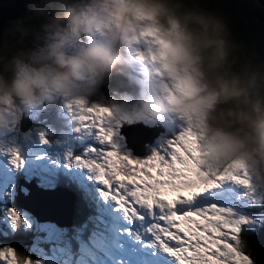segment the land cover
Here are the masks:
<instances>
[{"label":"clouds","instance_id":"obj_1","mask_svg":"<svg viewBox=\"0 0 264 264\" xmlns=\"http://www.w3.org/2000/svg\"><path fill=\"white\" fill-rule=\"evenodd\" d=\"M34 23L0 38V131L56 99L90 100L113 75L135 95L121 122L190 118L205 160L245 161L264 187V59L246 55L207 0H38ZM19 33V35H17Z\"/></svg>","mask_w":264,"mask_h":264},{"label":"snow or ice","instance_id":"obj_2","mask_svg":"<svg viewBox=\"0 0 264 264\" xmlns=\"http://www.w3.org/2000/svg\"><path fill=\"white\" fill-rule=\"evenodd\" d=\"M62 107L72 134L55 141L60 146L56 154L36 157L41 161L36 168L45 187L61 184L73 192L78 219L70 227H61L30 221L14 208L5 209L13 228H34L32 252L37 258L20 256L11 246H3L0 261L251 264L238 250L236 236L246 221L234 218L232 208L223 202L231 196L230 185L243 187L248 199H254L262 187L252 182L245 161L209 165L190 118L171 121V136L162 138L151 155L133 157L117 135L121 121L114 118L112 105L74 99ZM18 122L11 121L0 131L12 142L11 147L0 148V155H7L14 169L24 166L15 143L23 138ZM37 135L42 145L51 144L46 131L38 130ZM3 196L10 199V190Z\"/></svg>","mask_w":264,"mask_h":264},{"label":"trees","instance_id":"obj_3","mask_svg":"<svg viewBox=\"0 0 264 264\" xmlns=\"http://www.w3.org/2000/svg\"><path fill=\"white\" fill-rule=\"evenodd\" d=\"M209 7L218 9L221 11L229 20V27L231 33L236 40L237 44L240 46L241 50L248 56L254 57L255 59H264V10L255 0H207ZM15 7L22 8L27 11H34L36 9H29L25 4L24 0H0V38L9 37L10 30L17 28L18 26H26L30 23H34L32 19L31 22L28 20L32 17V13L28 12L27 16L20 15L17 16L13 10ZM252 9V12L258 14L260 20L258 22L251 23L248 20H244L241 16L242 10ZM19 35V33H17ZM127 81V85L122 91L114 92L113 89L118 90L120 88H109L105 90L103 84L100 85L98 93L96 96L90 98V102H97L102 100L104 102L109 101L120 94L128 93L135 95L137 89L135 85L131 82V79L124 77ZM130 88V90H129ZM48 103L47 105H52ZM41 114L40 116H42ZM125 136V135H124ZM136 148L140 150L139 142H135ZM129 148L134 152L132 145H128ZM32 184V183H31ZM58 187L63 188L65 192L70 195L68 197L72 199L71 210H70V220L67 225L61 227H70L78 219V206L75 195L72 191L68 190L65 186L58 184ZM32 192V191H31ZM34 196L38 199L46 208H58L61 207L59 204V199H55L52 203L47 201L44 197L35 192ZM43 200V201H42ZM46 200V201H45ZM12 208L16 211L14 200L11 203ZM23 205V204H21ZM24 208V207H23ZM21 209L30 221L35 220L39 222V219L29 212L28 208ZM20 209V208H19ZM248 210H251V216L249 223H242L239 226V232L237 233L239 238V250L247 252L248 257L253 262H258V264H264V254L259 253V250L264 246V200H258L249 203L247 206ZM39 223H52L48 220ZM55 223V222H53ZM56 224V223H55ZM57 225V224H56ZM59 226V225H58ZM3 230V231H2ZM1 235L4 240H0V243L6 244L16 249L20 256L31 255L33 259L37 258V254L32 252V247L35 239V231H30L26 233L21 225L15 228L0 227ZM26 243V244H25Z\"/></svg>","mask_w":264,"mask_h":264},{"label":"rangeland","instance_id":"obj_4","mask_svg":"<svg viewBox=\"0 0 264 264\" xmlns=\"http://www.w3.org/2000/svg\"><path fill=\"white\" fill-rule=\"evenodd\" d=\"M24 2L29 9L34 10L38 6L37 4L38 0H24ZM13 10L15 11L17 16H20V15L27 16L28 12L30 13L34 12L32 10L27 11V9L24 10L19 7H15ZM241 13H242L241 16L243 17V19L246 21L248 20L251 23L258 22L260 20L259 15L253 13L252 9L242 10ZM32 19L33 18L31 17L28 20H30L31 22ZM129 78L131 79V77ZM110 81H114L118 88H123V86L117 83L116 79L112 76L109 80L103 83V88L105 90H108L109 88H111V86L108 85ZM113 90L114 92H119V91H122L123 89H118V90L113 89ZM95 103L107 104L108 101L104 102L102 100H99ZM62 105H63V101L61 99L54 100L51 107H52V110L55 116L44 111V114L42 115V117L44 118L43 119L44 123H41L40 120H38V118L40 117L39 114H41L42 112L41 108L32 110L31 112L25 115L31 119L32 124L30 128L26 131V133H21L19 131L23 138H17L15 142L16 145L20 149L21 156L24 158V166L22 168H18V169L12 168V166L9 163L8 156L0 155V204H2L1 199L5 200V202L1 205L0 216L3 215L4 218H2V220L6 223L11 224V221L8 219L5 213V209H7L8 205H10V207L12 208L11 203L14 200L15 191H16V183L18 179H22L27 184L33 183L36 186L37 192L43 195L50 203H52L55 199L58 198L60 200L59 204H61L60 208L50 207L52 208V210L49 208L46 209L45 206L38 199H36L35 197H28L26 198V200L23 201V203L29 202V204L28 203L25 204L26 206L29 207L30 205V207H32L33 209H35L36 211L40 213H42L40 211V208H43L45 211L50 212L55 215L58 212H60L59 215L63 218H66L65 220L66 224H63V225H67L69 222V215H70V210H71L72 199H70L67 195L64 194L65 191L63 190V188H60L58 186L48 188L43 185L41 178H39V180L31 179L32 178L31 175L34 173V170L37 169L36 165L41 163V161H36V157L41 156V155L47 157V156H52L56 154L58 151H60V146H58L55 143V141L58 139L62 140L65 136L72 134L71 132L72 124L70 123V118L67 115L63 114L64 109ZM58 117H61V118L58 120L57 119ZM53 122H56V123L53 124ZM128 129L129 128H125L123 126L121 130L122 132H124L125 130H128ZM38 130H44L47 133H49L48 139L51 141L50 145H42L40 143L39 136L37 135ZM145 140L146 139L143 138L140 140V142H144ZM0 141H2V143H0V148L12 146L11 139L8 136H0ZM160 141H161V138H158L157 143H159ZM149 143L150 144L155 143L154 139L149 141ZM150 146L153 147L154 145L152 144ZM70 147L75 148V150L77 151L80 150L75 145H71ZM134 151H136L137 153H140V150H138L136 147H134ZM136 152L135 154H137ZM43 162L46 163V161H43ZM9 190H10V195H11L10 199L8 197L3 196V193L8 192ZM19 190L21 193H24L26 191L25 188L22 186H20ZM227 190L231 192V196L227 198L226 200H224L223 202L227 203L232 208L233 213H234V218L243 217L246 223L251 222L249 221L251 216H248V215H250L252 212L251 210L247 209V206L251 202H255L261 199L264 200V187H260L257 189L256 196L254 199H248L244 197L243 193L245 189L241 186L230 185L228 186ZM183 194L187 195L188 193H183ZM169 198H172V197L170 196ZM65 205H68V206L65 208ZM17 212L20 213L21 216L25 217L26 215L19 208ZM41 220L43 221L46 219H41ZM0 227H3L1 221H0ZM22 227L26 231V233H29L30 231H34V228L28 229V228H25L24 226ZM236 236L238 240L239 238L238 234H236ZM0 240H4L3 236L1 235V232H0ZM3 246H7V245L0 243V247H3ZM43 247H47V245H43ZM238 250H239V247H238ZM239 251L242 255L246 256L251 261V264H258V262H253L248 257L247 252H244L241 250ZM259 253L264 254V246L261 247V249L259 250ZM0 264H7V262L0 261Z\"/></svg>","mask_w":264,"mask_h":264},{"label":"bare ground","instance_id":"obj_5","mask_svg":"<svg viewBox=\"0 0 264 264\" xmlns=\"http://www.w3.org/2000/svg\"><path fill=\"white\" fill-rule=\"evenodd\" d=\"M113 77L116 79L117 83L121 84L124 88L126 87L127 81L124 79L123 76L113 75ZM109 85H116V83L114 81H111L109 83ZM134 131H135V128H129L128 130L124 131V133L127 136L128 142H130V141L140 142L141 139L145 138L146 135L151 133V132H149L147 130H141L140 133H136ZM20 132L21 133H26V131H23V132L20 131ZM134 152H136V151H134ZM137 154H139V153H137ZM34 196H36V195H34ZM22 204L24 205V207L28 208V210L31 211V213L34 214L39 219V222L45 221V220L42 221L41 219H46L48 221L55 222L59 226H63V224H66V222H65L66 218L61 217L59 215L60 212H58V211H57L58 213L55 215V214H52L50 212L45 211L43 208H40V211L43 213L42 214V213L36 211L35 209H33L32 207H30V205L28 207V206L25 205V203L22 202ZM67 206L68 205H65V208ZM48 208L52 210V208H50V207H48ZM37 210H39V209H37Z\"/></svg>","mask_w":264,"mask_h":264},{"label":"water","instance_id":"obj_6","mask_svg":"<svg viewBox=\"0 0 264 264\" xmlns=\"http://www.w3.org/2000/svg\"><path fill=\"white\" fill-rule=\"evenodd\" d=\"M264 10V0H255ZM111 88H118L116 86H112ZM31 126V119L28 116L23 115L21 119L18 122V128L19 131H27ZM20 186L24 187L26 190V193L23 194L20 192L19 188ZM32 191V192H31ZM36 192V186L32 184L25 183L22 179H19L16 186L15 196H14V202L16 207L22 209L24 205H21L24 200L28 197H34ZM29 204V202H25V204ZM25 209V207L23 208ZM31 212V211H29Z\"/></svg>","mask_w":264,"mask_h":264},{"label":"flooded vegetation","instance_id":"obj_7","mask_svg":"<svg viewBox=\"0 0 264 264\" xmlns=\"http://www.w3.org/2000/svg\"><path fill=\"white\" fill-rule=\"evenodd\" d=\"M41 111H42L41 114H44V111H46L47 113H50L51 115H54L51 105H47V104H46L43 108H41ZM41 114H39V115H41ZM63 114H64V115H67L65 112H64ZM54 116H55V115H54ZM60 118H61V117H58L57 119L59 120ZM43 119H44V118H43L42 116H40V117L38 118V120H40L41 123H44ZM54 123H56V122H53V124H54ZM31 124H32V121H31ZM41 175H42V174H41L37 169H35V170H34V173L31 175V177H32L31 179H32V180H39V178H41ZM18 180H19V179H18ZM18 180H17V182H18ZM16 186H17V183H16ZM56 186H58V184H57ZM64 194L67 195V196L70 195L68 192H65ZM40 195H41V194H40ZM41 196L44 197L43 195H41ZM44 198H45V197H44ZM45 199H46V198H45ZM46 200H47V199H46ZM1 201H2V204L5 202L4 199H1ZM42 201H43V200H42ZM47 201H48V200H47ZM2 204H0V209H1V205H2ZM7 208H11L10 205H8ZM45 208H46V207H45ZM46 209H48V208H46ZM70 217H71V216H69V220H70ZM2 218H4L3 215L0 216V221L2 222V225H3V226L8 227V228H13L12 224L4 222V221L2 220ZM2 231H3V230H2Z\"/></svg>","mask_w":264,"mask_h":264}]
</instances>
